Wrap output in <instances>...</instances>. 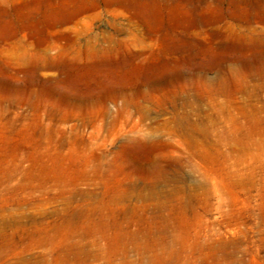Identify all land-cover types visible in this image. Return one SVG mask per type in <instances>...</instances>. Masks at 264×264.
Listing matches in <instances>:
<instances>
[{"label":"rangeland","instance_id":"1","mask_svg":"<svg viewBox=\"0 0 264 264\" xmlns=\"http://www.w3.org/2000/svg\"><path fill=\"white\" fill-rule=\"evenodd\" d=\"M261 11L264 0H0V264H264V159L198 147L264 105L246 67ZM93 38L112 53L79 63L78 39ZM166 125L167 144H144ZM85 140L117 158L113 171L61 193L54 174L82 172ZM156 183L157 196L119 191ZM62 228L83 241L57 232L31 247L33 231Z\"/></svg>","mask_w":264,"mask_h":264},{"label":"bare ground","instance_id":"2","mask_svg":"<svg viewBox=\"0 0 264 264\" xmlns=\"http://www.w3.org/2000/svg\"><path fill=\"white\" fill-rule=\"evenodd\" d=\"M243 24H245L244 28H246V26H250L253 24V22L250 21V19L246 18L245 22H242ZM256 25H262L264 27V12H260L259 15V21L254 22ZM143 28L145 30V32L147 33H152L154 32V28L155 26H152L148 23H143ZM240 27V25H239ZM251 32V34H257L259 33L260 38L258 40H256V47L257 49L261 50V54H259L258 57V63L255 65H249L246 66L247 69L251 70V72L255 73V74H251L250 78L253 80H259V81H263L264 82V29L260 30H253V27L249 30ZM257 32V33H256ZM82 41H85V49H83V47H78L76 50H74L75 56H77V58H79L77 61L80 63L82 62V54L86 53L87 56L90 57H96L99 55H110L112 53L113 48L110 46H104V47H97L96 46V42H97V38H93V40H82V39H78L79 44H82ZM111 39H108L107 42L108 44H111ZM106 44V43H105ZM250 50L254 49V48H249ZM258 56V54H257ZM56 60L55 58H51L50 61L51 63ZM237 70H239L238 72L240 73L242 69L238 68ZM237 72V73H238ZM240 76H244L242 73H240ZM262 92V88L257 86L255 87V89L253 90V93H259ZM258 95V94H257ZM262 102L258 101L257 104H251L250 106V112L247 116V111L243 110L242 112L245 114L244 115V119L241 121L238 120H234V126L235 129L232 132L229 133H224V134H220L218 135L215 132H211V133H206L202 134V136L204 137V139H202L198 145V147H204L203 148V152H208L211 151L212 148H225L227 150H232L234 153L237 154V156L235 157V161L236 164H242V163H249V164H256L259 161H262L264 159V105H261ZM127 107H133L134 104L133 103H126ZM138 108V107H137ZM140 113H145V110L140 108L139 110ZM79 127H75V129H78ZM138 127H134L132 128V133L134 134H140V131L138 130ZM185 127L184 125L181 123L177 128V134L179 137L182 138H186V134H184V130ZM196 131H201L200 128H198V130ZM151 137L147 138L146 141H144V144H155V145H163V144H167L166 141H164V137L167 136V134H171L169 131V126L166 125L165 127L163 126L160 129H153L151 130ZM169 132V133H168ZM159 133H161V136L159 135ZM123 135L118 136L119 138H121ZM118 138V139H119ZM217 139V143H213V140ZM88 141V140H85ZM128 142V141H133L128 139V140H123V142ZM134 142V141H133ZM86 150H88V155L84 156L85 157V168H83L81 173H77L75 172V170L73 171V169H67L66 167L63 168L61 170V174L59 176L55 175V177H58L60 180L58 181L57 186L59 187V192L64 193V189H67L69 187H77L79 185V182L81 179L83 180H93V178L95 177H106L107 175H109V173H112L113 171V164L114 162L117 160V158H113L111 160H109V155L107 154H99L98 156H94L92 151L93 146L91 144V141H88L86 143ZM119 158V157H118ZM120 159V158H119ZM93 162L96 163L95 166L93 165ZM32 172H30L28 175L30 176L31 173H34L33 170H31ZM153 178L154 175H151ZM48 178V176L44 177V180H46ZM71 178H74L71 179ZM48 180V179H47ZM69 180V182L67 181ZM168 183L165 182L162 184V186H167ZM56 186V187H57ZM160 184L156 183L153 184L152 186H150L148 189L146 187L145 188H128L125 190H119L120 193H132L137 191L136 193H140V194H149V195H153V196H157L159 194V187ZM43 230H36L32 232V235L35 237H39L40 240H38L37 242H32L31 243V247L33 246V248L35 249H45V247H49L55 244V239L54 237L51 235V233H59L61 235L66 234L67 236H65L64 240H68L69 242H75V241H83V237L81 236V234L83 232H80L78 230H71V229H66V228H62V229H56V230H51V231H43ZM42 235H46L47 240H42L41 236ZM77 264V262L75 263ZM79 264H83L81 261H79Z\"/></svg>","mask_w":264,"mask_h":264}]
</instances>
